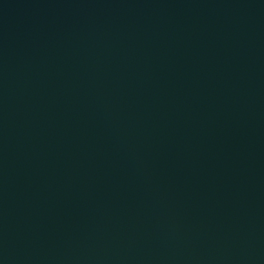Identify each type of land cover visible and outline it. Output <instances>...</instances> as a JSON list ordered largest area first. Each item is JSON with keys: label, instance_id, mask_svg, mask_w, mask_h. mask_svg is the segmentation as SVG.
<instances>
[{"label": "water", "instance_id": "1", "mask_svg": "<svg viewBox=\"0 0 264 264\" xmlns=\"http://www.w3.org/2000/svg\"><path fill=\"white\" fill-rule=\"evenodd\" d=\"M0 264H264V0H0Z\"/></svg>", "mask_w": 264, "mask_h": 264}]
</instances>
